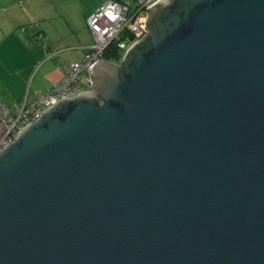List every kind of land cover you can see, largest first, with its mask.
<instances>
[{
  "label": "water",
  "instance_id": "obj_1",
  "mask_svg": "<svg viewBox=\"0 0 264 264\" xmlns=\"http://www.w3.org/2000/svg\"><path fill=\"white\" fill-rule=\"evenodd\" d=\"M89 73L0 152V264H264V0H158Z\"/></svg>",
  "mask_w": 264,
  "mask_h": 264
},
{
  "label": "crops",
  "instance_id": "obj_2",
  "mask_svg": "<svg viewBox=\"0 0 264 264\" xmlns=\"http://www.w3.org/2000/svg\"><path fill=\"white\" fill-rule=\"evenodd\" d=\"M104 1L83 0L72 13L69 1L0 0V98L7 108L34 102L63 79L64 66L93 42L87 18Z\"/></svg>",
  "mask_w": 264,
  "mask_h": 264
},
{
  "label": "built area",
  "instance_id": "obj_3",
  "mask_svg": "<svg viewBox=\"0 0 264 264\" xmlns=\"http://www.w3.org/2000/svg\"><path fill=\"white\" fill-rule=\"evenodd\" d=\"M158 0H107L87 18L93 36V43L87 48L80 61L64 66L65 77L46 93L30 103L16 104L13 110L0 100V152L5 149L25 126L39 118L42 111L62 98L72 97L84 91H91V67L102 59L104 49L113 40L128 34L140 35L145 32L147 8ZM136 40V41H137ZM131 45V44H130ZM125 40H119L117 48L126 50Z\"/></svg>",
  "mask_w": 264,
  "mask_h": 264
},
{
  "label": "trees",
  "instance_id": "obj_4",
  "mask_svg": "<svg viewBox=\"0 0 264 264\" xmlns=\"http://www.w3.org/2000/svg\"><path fill=\"white\" fill-rule=\"evenodd\" d=\"M105 1H107V0H105ZM104 1V2H105ZM111 1H117V2H123L124 0H111ZM101 5V4H100ZM99 5V6H100ZM98 6V7H99ZM97 7V8H98ZM96 8V9H97ZM95 9V10H96ZM95 10H93V11H95ZM87 27H88V24H87ZM89 29V28H88ZM141 35V34H140ZM140 35H135V34H128L127 36H125V35H123V37L121 36V37H119V39L118 40H113V41H111L110 42V44H108L107 45V47H106V49H104V53H103V55H102V58H104V59H106V60H109L110 59V57H114L115 59H119V58H121V56H122V54H123V51H125L124 49H119V48H117V43H118V41L121 39V40H125V42H126V46H128V45H130V44H132L134 41H136L137 39H138V37L140 36ZM93 43V42H92ZM91 43V44H92ZM86 53V52H85ZM85 53H84V55H85ZM83 55V56H84ZM82 56V57H83ZM82 58H80V60H81ZM80 60H77V61H80ZM74 62H76V61H74ZM73 63V62H72ZM71 64H69V65H67V66H70ZM64 77H65V75H64ZM63 77V78H64ZM58 84V83H57ZM0 100H1V98H0ZM1 102H2V100H1ZM3 103V102H2ZM4 104V103H3Z\"/></svg>",
  "mask_w": 264,
  "mask_h": 264
},
{
  "label": "rangeland",
  "instance_id": "obj_5",
  "mask_svg": "<svg viewBox=\"0 0 264 264\" xmlns=\"http://www.w3.org/2000/svg\"><path fill=\"white\" fill-rule=\"evenodd\" d=\"M61 1H65V5L67 7H69L68 4H67V1H69L70 10H71L72 13H74L75 6L76 7H80L83 0H54V2H55L54 4L58 7V3L61 2ZM85 1H86V4H88V5H90L91 3H95L96 2V0H85ZM9 48H12V49L15 50V48H17V43L14 42ZM123 53H124V51H123ZM108 61H111V62H114V63H119L120 62V58L119 59H115L114 57H110V59ZM0 63H2L1 56H0Z\"/></svg>",
  "mask_w": 264,
  "mask_h": 264
},
{
  "label": "clouds",
  "instance_id": "obj_6",
  "mask_svg": "<svg viewBox=\"0 0 264 264\" xmlns=\"http://www.w3.org/2000/svg\"><path fill=\"white\" fill-rule=\"evenodd\" d=\"M103 59V58H102Z\"/></svg>",
  "mask_w": 264,
  "mask_h": 264
}]
</instances>
